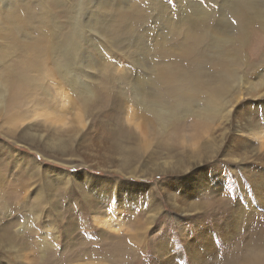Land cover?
<instances>
[{
	"label": "rangeland",
	"instance_id": "1",
	"mask_svg": "<svg viewBox=\"0 0 264 264\" xmlns=\"http://www.w3.org/2000/svg\"><path fill=\"white\" fill-rule=\"evenodd\" d=\"M243 4L249 8L251 16L240 33L241 26L230 8L233 9L231 5L236 8ZM253 5L260 7L264 6V3L263 0H0V94H5L9 100L10 92L7 91L5 83L10 73L16 70L24 74L27 72L31 77L33 75L39 81L36 83L40 84L39 87L29 84L27 90L30 93H27L26 102L23 100L22 108L31 116L26 121L29 124L25 122L26 125L18 128L22 121L17 124L11 122V114L15 111L9 101L6 100L4 107L0 105V144L6 146L0 150V226L12 224V231L22 229L16 243L20 250H0V264H33L36 254L38 257H50L53 252L62 255L70 248L76 249L82 245L80 241L83 238H95V227L83 228L79 222L80 218H77V227H64L63 218L76 210L82 213L89 211L87 215L90 216L91 224V218L105 219L110 225L102 227L114 232L117 224L122 228L120 230H124L130 226L126 222L139 215L140 210H145L146 213L155 205L149 197L151 192L158 188V181L163 185L171 181L163 183L165 174H158L151 179H136L126 178L124 174L116 172L118 147L124 143L125 136L133 140L138 133L134 124L136 120L132 118L133 113L144 107L142 101L149 100L152 94L154 96L164 88L163 74L175 68H189L186 58L189 40L196 34L200 25L209 24L213 29L208 33L213 35L209 46L205 47L209 57L217 55L212 43L213 37L220 36L224 31L225 34L232 31L233 38H239L235 43L230 41L225 45L226 52L221 58L225 64L233 63L232 67L240 79L232 78V73L226 74V79L230 85L234 82H241L240 86L243 85V95L236 113L239 116L256 117V134H245L246 138L252 141L247 140L250 149L264 142V98H253L249 93L253 88L252 83L258 82L263 84L256 88L264 92V14L253 9ZM221 22L224 25L220 24ZM214 25H217V29ZM38 47L51 48V52L53 49L59 50L56 59L63 64H68L69 60V64L76 70L75 87L66 85L65 82L69 78L64 79L63 72L58 73L54 57L52 59L55 61L47 60L43 63L45 57L42 53H37ZM62 52H66V56H62ZM33 57H40L43 64L26 67V62ZM233 57L241 61L235 63ZM249 64L252 66L249 67ZM207 67L209 68V65ZM42 71L50 76L44 75ZM54 72L57 74L54 75ZM86 87L90 91L86 92ZM80 89L82 93L85 92L83 95L79 93ZM89 92L97 95L94 104L83 99ZM62 139L67 145L61 144V148L58 144ZM28 155L41 162V170L44 171L33 179H30L29 171L21 164ZM218 162L221 163L220 172L209 162L201 167L202 177L206 181L196 178L190 181L192 186L173 188L178 196L191 193L190 201L201 206L202 211L194 213L193 216L176 212L168 205L167 196L161 195L162 192L156 189L154 194L165 210H162L154 224L146 231L149 240L161 237L169 247H174V238L181 237L187 231L194 234H189L193 240L200 227L199 221L194 223L196 220L206 218L209 214L210 224L216 222L214 219L219 206L218 198L228 194V197L237 195L234 199L240 200L238 195L242 194L244 199L242 179L240 181L239 176L235 175L236 171L232 168L234 165L224 158ZM48 168L51 169L46 170ZM69 177L70 182L67 184ZM48 179L51 180L49 186L46 183ZM172 179L174 182L179 178ZM216 179L220 181L218 187L211 183ZM73 180L80 182L77 187ZM244 181L247 180L243 175V183ZM205 182L214 186L208 188ZM185 183L187 182L184 180L182 184ZM127 185L128 188L125 189ZM87 194L97 202L95 207L101 212L97 216L89 209ZM37 195L44 200L42 207L40 204L36 205ZM236 200L233 203H236ZM35 205L38 208L36 211L40 213L36 222L33 220L34 216H37L33 213ZM241 205V201H237L236 207ZM124 208L127 211H124ZM260 213L264 214V209H261ZM208 221L205 224L208 225ZM248 222L249 218L242 225L241 233L249 226ZM13 223L16 227H13ZM213 227L210 225L209 230L212 231L217 250L207 253L206 261L216 264L218 256L231 250L232 244L237 241L234 239L237 235L231 232L232 238L224 240L218 234L219 230ZM165 228L169 229L165 231ZM66 230L72 232L70 239L67 238ZM86 239L84 241L88 243L90 240ZM186 249L184 245L179 255L181 263L200 264L193 262ZM157 259L161 257L158 256ZM102 261V264H114L112 261ZM93 262L94 260L79 258L69 264ZM45 263L48 264L49 260Z\"/></svg>",
	"mask_w": 264,
	"mask_h": 264
},
{
	"label": "bare ground",
	"instance_id": "2",
	"mask_svg": "<svg viewBox=\"0 0 264 264\" xmlns=\"http://www.w3.org/2000/svg\"><path fill=\"white\" fill-rule=\"evenodd\" d=\"M231 6H233V9ZM231 6H229L231 7V12L233 10L232 13L234 14L236 21H238L239 26H241L239 30L241 33L251 16L249 15V8L244 4L236 8H234V5ZM253 9H256L260 13L264 14L263 5H260V7L253 5ZM223 17L225 19V14ZM262 21H264V19ZM220 24H222V22ZM200 26L196 34H193L189 40L190 46L188 47V52L186 54L187 65L189 68L174 67L175 69L166 71L163 74L165 84L164 88L161 91L159 90L154 96L152 94L153 97L151 96L149 100L146 99L142 101L144 107L138 108V111L133 113L132 118L136 120L134 124L138 128L136 129L138 133L135 134L133 140L132 138L130 139L126 136L124 137L125 139L123 138L124 143L121 142L122 144L118 147L117 155L119 156V159H117L118 163L116 164L118 169L115 170L118 173L124 174L126 178L133 177L136 179H151L158 174H165L166 176L164 175L165 177L163 179L165 180H163V183H167L169 180L171 183L163 185L161 181H158V188H155L162 192L161 195L164 194L167 196V200L169 202L168 205H171L172 208L176 210V212H182L183 214H186V216H193L194 213L202 211L201 206H199L197 202L190 201V198H192L191 193H184L183 195L178 196V194L175 193L173 189L174 186H183L184 188H187V185L192 186L190 181H194L196 178L197 180L201 178L205 180L202 177L203 173L201 167L209 162V164L214 165L216 170L219 171V166L221 163L218 161L224 158V160L234 165L232 168L236 171L235 175L239 176L240 181L242 179V188L244 189L243 192L245 193L244 199L242 198V194L238 195L240 200L234 199L237 195H231V197H228V194L218 198L219 206L216 213V219H214L216 222L210 224L208 219L211 218V216H209V214V218L206 217L196 220L194 223H198L199 221L200 227L197 235L195 234V238L191 240L189 235L191 231H187V235L181 234V237H178L177 239L174 238V247H169L167 242H165V239H161V237L157 239L153 237L149 240L148 236H146V231L152 226V224H154V221L164 209L162 206L163 204H159V198L157 199V195L154 194L156 189L151 192V197H149V200L155 202V205H153L149 211L147 209L148 212L146 213L145 210H140L139 215H135L132 219L126 222L130 226L125 227L124 230H120L122 228H119V224H117V228H114V232L111 230H106L102 227V225H110L108 221L96 217L95 219H90L92 221L91 224L89 221L90 216L87 215V212L89 211L82 213L75 209L76 211L63 218V223L65 225L64 227H68L67 229L73 228L74 226L77 227V218H80L79 222L83 228H88L86 226L95 227V232L93 235L96 237H89V239L82 237L83 239L80 241L82 245L80 244L76 249L70 248L68 252L63 254L61 253L62 255H57L56 252H53L50 257L47 255H41L38 257L36 254L33 257V264H47L45 263L47 260H49L48 264H61L62 262L69 264L72 263V261H78L79 258L94 260L93 264H102V260L112 261L114 264H182V259L179 260L178 258L184 245L188 249V253L193 259V262L196 261L200 264H213V262L211 263L206 261L207 253H212L213 251L216 252L217 250L216 241L214 240L212 231L209 230L210 225L212 227L214 226L213 228L219 230L218 234H220L224 240H229L232 238L231 236L233 234H231V232H235L234 234L237 235V237L234 238L237 241L232 244L233 246L231 250L227 254L223 252L221 256H218V261L216 264H264V214L260 213V210L264 209V142H261L260 145H256L250 149L251 146H249L250 143L247 142V140L250 142L252 141L247 139L245 134H256V132H254V130L256 131V117L244 115L239 116L236 113L239 100H241L240 98L243 95V85L241 84L240 86L241 82H234L232 85H230V82L226 79V74L232 73L233 76L231 77L235 79H240V77L233 69V63L225 64L224 60L221 58V56L226 52L225 45L230 41L235 43L239 38H233L231 34L232 31H227L226 34L224 33L226 31H224L221 35L218 32L220 36L213 37L214 42L212 41L214 45L213 47L217 50V55L216 57H209L206 55L205 47L209 46L210 39L213 35L210 36L211 33L210 35H208V33L210 30L213 31V29L210 28L209 24L203 25L201 27ZM215 27L217 29V25ZM37 49V53H42L41 55L45 57L44 62H42L46 63L47 60H56L55 63L59 69L58 73L63 72L64 79H67V77L69 78V80L65 82L66 85L70 84L72 87H75L74 85L77 84V77L75 76L76 70L69 64V60L67 61L68 64H63L61 61H59V59H56L59 56V50L55 51L53 49L51 52V48L47 49L38 47ZM65 53L62 52V56H66ZM52 57H54L55 60H53ZM233 59L235 60V63H239L241 61L235 57H233ZM42 62L40 57H33L26 62V67L29 68L30 66L33 67L36 64H43ZM207 65H209V68ZM248 66L251 67L252 65L249 64ZM224 70H226V72H223ZM36 72L38 73L39 71L37 70ZM25 74L19 72L18 70L10 73L9 78L5 83L7 91L10 92L9 100L6 98L5 94H0V105L4 107V105H6V100H8L11 107H13L15 111L11 114V122L17 124L22 121L18 128L29 124V122L26 121H28L31 117L22 108L23 102H26L25 98L27 97V93H30V91L27 90L28 87H30L29 84L31 86L40 85L36 83L38 79H35L33 75L31 77L27 74V72ZM56 74L54 72V75ZM262 84L263 83L261 82L252 83L253 88L252 91L249 92L251 97L264 98L263 90L256 88ZM80 90L81 92L79 93H82V89ZM88 90L90 91V89L85 91L88 92ZM84 93H82V95ZM125 93H127V91ZM66 95L69 96L67 93ZM96 96L93 92H89V94H85V96H83V99L89 101L88 103L90 104H94L93 102H95L97 99H95ZM101 102L103 104V99ZM119 132L120 131H118V133ZM59 141L61 142L59 143L60 145L58 144V146H61V144L67 145L65 141L63 142V139ZM14 142L16 143V140H14ZM4 147L6 146L0 144V150ZM221 156L223 157L220 158ZM26 157L27 159L25 162L21 164L25 170L29 171L28 174L30 173V179H33L44 172L41 170L42 163L39 162L34 156L28 155ZM23 160L24 159H21V161ZM49 169L51 168L46 170ZM240 173H242L247 180L244 181V183L246 182V186H244L243 183V175ZM173 177L179 179L173 182ZM69 179L70 177L66 180L67 184L70 182ZM184 180L187 183L182 184L184 183ZM73 181L76 187L80 183L78 180ZM46 183L49 186L51 184V180L48 179ZM211 183L217 185V187L220 185V181L218 179ZM206 184L208 188H212L214 186L212 184ZM3 186L5 185L3 184L2 187ZM127 188L128 185L127 187L125 186V189ZM211 198L213 199V197ZM211 198L210 200H212ZM36 199V205L40 204L41 206L44 200L40 198V195H37ZM234 200H236V203H233ZM237 201H241V207H236ZM86 202L90 206L89 209L91 213L93 212L96 216L97 214L101 213L97 209L98 207H95L97 202L88 194L86 196ZM209 203L210 202H208V204ZM4 205L6 206V204ZM18 205L19 204H17V206ZM36 208L37 206L33 210L34 215H37H33L35 217V219H33L34 221L38 219L40 214L38 211H36L38 210V208ZM124 211H127L126 208H124ZM247 218H249L250 224L247 229L241 233L243 230L242 225L244 222H246ZM206 221H208L210 225L205 224ZM11 226L12 224L0 226V250L7 252L9 250L18 252L20 249H18L16 243L21 236L20 234L22 233V229H19L21 227L20 226L18 227V231H15L16 229L12 231L13 228L10 229ZM13 227H16L14 226V223ZM167 229L165 231H167ZM67 231V238L70 239L72 232L66 230V232ZM165 231L164 233H166ZM196 237L197 239L199 238L198 241ZM96 238L99 239L95 241ZM85 239L90 241L86 243V241H84ZM148 242L150 243L148 244ZM143 246H145L144 249ZM23 247L25 248V246ZM158 256L161 257V259L156 260ZM17 257H19V254Z\"/></svg>",
	"mask_w": 264,
	"mask_h": 264
}]
</instances>
